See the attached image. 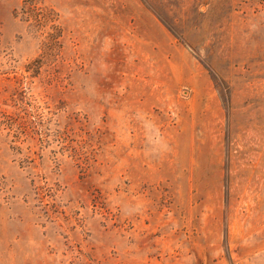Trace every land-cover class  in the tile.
Instances as JSON below:
<instances>
[{"label":"rangeland","instance_id":"obj_1","mask_svg":"<svg viewBox=\"0 0 264 264\" xmlns=\"http://www.w3.org/2000/svg\"><path fill=\"white\" fill-rule=\"evenodd\" d=\"M0 264H264V0H0Z\"/></svg>","mask_w":264,"mask_h":264},{"label":"trees","instance_id":"obj_2","mask_svg":"<svg viewBox=\"0 0 264 264\" xmlns=\"http://www.w3.org/2000/svg\"><path fill=\"white\" fill-rule=\"evenodd\" d=\"M9 117H11V116H8V118H9ZM11 119H12V117H11Z\"/></svg>","mask_w":264,"mask_h":264}]
</instances>
